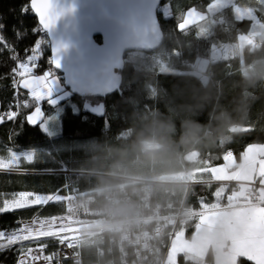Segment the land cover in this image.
Returning <instances> with one entry per match:
<instances>
[{
    "label": "trees",
    "instance_id": "16d2710c",
    "mask_svg": "<svg viewBox=\"0 0 264 264\" xmlns=\"http://www.w3.org/2000/svg\"><path fill=\"white\" fill-rule=\"evenodd\" d=\"M213 1L163 0L161 5L168 4L170 12L164 16L158 11L163 31L158 48L125 53L123 66L117 70V91L100 97L69 91L59 101L62 111L57 136H49L40 123L26 120L36 101L27 90H19V100L25 104H20L15 120L0 123V159L9 160L12 152L20 150H32L34 156L24 165L25 171L0 169V206L9 193L58 196L46 206L0 213V228L15 226L17 220L37 212H63L70 179L78 191L92 192L118 181L111 175L171 179L186 168L198 183L186 192L174 188L176 196L171 198L180 200L185 195L186 202L194 206L213 199L219 184L209 181L208 168L221 163L227 151L239 158L247 145L264 143V36H255L258 46L248 41L242 56L210 61L203 71L206 81L193 71L195 62L210 56L212 44L231 45L239 35L252 36L253 20L236 18L235 5L252 9L264 28V0H233L208 12ZM189 8L207 15L181 26ZM0 37L14 49L0 44V114L16 109L11 69L17 60L11 57L26 58L25 50L30 55L37 41L40 51L33 75L51 70L63 85L61 73L51 67L49 43L29 0H0ZM86 98L101 101L103 111L83 109ZM46 100L47 113L53 105ZM145 142L159 148L149 150ZM191 151L196 152V160L186 159ZM64 168L72 174L66 175ZM165 189L155 187L157 199H167ZM93 246L83 250L84 264L95 259ZM17 249L18 245L0 250V264H14ZM212 257L210 252L203 260L180 254L176 264H212ZM237 264L252 262L241 256Z\"/></svg>",
    "mask_w": 264,
    "mask_h": 264
},
{
    "label": "built area",
    "instance_id": "2783aa9c",
    "mask_svg": "<svg viewBox=\"0 0 264 264\" xmlns=\"http://www.w3.org/2000/svg\"><path fill=\"white\" fill-rule=\"evenodd\" d=\"M43 31V30H42ZM256 46L259 42L255 39ZM25 59V58H24ZM21 59V60H24ZM18 62V61H17ZM17 64V63H16ZM18 79V77H13ZM12 80V81H13ZM15 106L19 110V88L14 85ZM10 111V110H9ZM7 111L2 112L1 114ZM231 151H227L229 153ZM70 176L67 168L62 170ZM77 173V172H76ZM117 182L92 192H80L69 180L70 191L66 195V209L57 214L41 215L38 212L19 219L30 223L35 218H49L53 215L63 217L65 228L62 239L64 246L56 238H41L39 243L47 245L42 255H55L52 264H84L83 250L94 245L95 259L91 264H166L168 250L174 236L184 230L195 227L201 221L202 209L186 202V196H176L174 188H184L185 192L198 183L192 177V171L183 168L177 177L171 179L143 178L127 175H111ZM166 186L167 199H157L155 187ZM239 187L240 182H234ZM255 183H249L245 204L261 202L264 191L256 190ZM56 196H58L57 193ZM133 209L128 214L126 209ZM18 221V220H17ZM6 226L0 230H11L20 227ZM37 247L36 241H25L18 248ZM17 252L14 264H17ZM67 256V259H64ZM36 264H46L41 259Z\"/></svg>",
    "mask_w": 264,
    "mask_h": 264
},
{
    "label": "water",
    "instance_id": "95a60500",
    "mask_svg": "<svg viewBox=\"0 0 264 264\" xmlns=\"http://www.w3.org/2000/svg\"><path fill=\"white\" fill-rule=\"evenodd\" d=\"M162 1L52 0L61 14L51 28L39 22L31 0L29 8L46 34L50 64L53 48L59 46V67H51L61 73L64 87L82 97H100L119 89L117 70L126 52H151L161 44L158 11Z\"/></svg>",
    "mask_w": 264,
    "mask_h": 264
},
{
    "label": "snow or ice",
    "instance_id": "6c2138e0",
    "mask_svg": "<svg viewBox=\"0 0 264 264\" xmlns=\"http://www.w3.org/2000/svg\"><path fill=\"white\" fill-rule=\"evenodd\" d=\"M31 7L35 10L39 17V22L44 28H51L60 12L55 10L52 0H31ZM0 44L6 48L12 49L3 37H0ZM24 60H18L17 56H12L13 60H17L15 67L11 69L14 79V85L19 88L28 90L33 99L37 102L34 111L26 117L30 123H35L41 115L39 101L44 97L49 96L52 91L56 77L53 71H45L43 75H33V69L38 60L40 51V41H37L31 49V54L27 55ZM59 46L53 48L51 64L59 67L60 61L57 55ZM18 115L17 111H7L0 114V123L13 121ZM27 160H31L32 156L28 155ZM19 163V158L13 154L11 159L5 161L0 159V169L11 168ZM220 193L215 194V198L219 200ZM56 201V194L41 195L28 191H21L13 194L11 199H4L0 206V213L15 211L32 206H46L50 202ZM215 215L216 213H211ZM235 221L241 225V232L237 237V245L242 250V259H246L252 264H264V196L261 197V202L246 210L237 213L234 217ZM20 227L11 230H0V250L8 249L16 245H22L25 241H36L37 247H20L17 249L19 255L17 264H36L43 259L46 264H52L54 259H58L55 255H42L47 245L39 243L41 238H56L60 245L64 246L65 241L62 239L64 233L61 229L66 225L63 223V217L53 215L49 218H35L30 223H22L17 221ZM67 259V256H64Z\"/></svg>",
    "mask_w": 264,
    "mask_h": 264
},
{
    "label": "crops",
    "instance_id": "0c3cea01",
    "mask_svg": "<svg viewBox=\"0 0 264 264\" xmlns=\"http://www.w3.org/2000/svg\"><path fill=\"white\" fill-rule=\"evenodd\" d=\"M55 83L57 92H62L63 85L57 78ZM28 94L30 95L29 92ZM40 127L45 130L43 126ZM196 159L197 155L193 160ZM208 172L209 181L219 184L215 194L219 192L220 198L217 200L214 194L212 200L200 206L203 211L201 221L191 232L184 230L179 233L183 238L188 239L187 242H191L195 249L188 251L190 248H186L178 252L176 250L177 258L180 254H184L192 259L203 260L210 252L213 256L212 264H237L238 258L243 253L236 242L241 232V225L234 217L237 213L259 204H245L244 201L248 197L246 189L249 183L254 182L256 190L264 191V143L247 145L241 151L239 158H236L232 152H226L223 161L210 166ZM234 182H240V186L233 187ZM213 212L216 214L212 215Z\"/></svg>",
    "mask_w": 264,
    "mask_h": 264
},
{
    "label": "rangeland",
    "instance_id": "374dc122",
    "mask_svg": "<svg viewBox=\"0 0 264 264\" xmlns=\"http://www.w3.org/2000/svg\"><path fill=\"white\" fill-rule=\"evenodd\" d=\"M232 3H233V0H214L211 4L207 6L208 12L219 10L224 5H228ZM234 10L238 18L250 17L253 20L252 36L239 35L238 41L231 45L230 44H220V45L212 44L210 56L209 57H198L195 62V69L193 70L195 73L201 76L203 81H206L207 79V77L203 74V71L205 70L206 66L208 65L210 61L229 57L231 55H237V54L242 56V48L248 41L254 42L255 36L257 37L264 36V28L261 25V23L258 22L257 18L254 16L252 9L235 5ZM159 12L162 13L164 16L168 15L169 14L168 4L160 5ZM206 15L207 14L204 12H201L194 8H189L187 9V11L185 12L183 16V19L181 21V26L192 24L193 22H196L197 20L199 21L200 19L204 18ZM54 75L59 80L58 76L56 74ZM55 84L56 83L53 84L51 94L43 98V100L47 99L46 101H48L50 105H53L52 109H50L46 113L45 108L43 107L44 101L43 100L39 101L38 103L40 104L39 106L41 108V115L35 122V123H40V125L43 126L47 134L51 137L57 136L60 133L59 115L62 111V105L59 104V101H61L62 99L66 98L69 95V90L65 89L64 86H62V88L64 89L62 92H57V87ZM57 84L59 85V83ZM36 106H37V102L35 106L33 107V109L29 112V114H31L34 111ZM73 107L75 110L77 109L76 105H73ZM83 109H88V110H92L97 113H101L103 111V103L98 100H93L92 98H86L83 103ZM145 147L149 150H155L159 148V146H157L155 143H152V142H145ZM13 154H15L19 158V163L14 165L11 168H5L2 170L25 171L24 165L27 162H30L34 156L32 150L15 151V152H12L11 157ZM28 155L32 156V159L30 161L26 159ZM185 157L187 160H193L196 157V152L191 151L187 153ZM13 194H16V193L6 194L5 199H11ZM41 195H46V194H41ZM179 233H181V231L178 232L171 241L168 254H167V258H166V262H167L166 264L177 263L178 253L176 254V250L178 252L179 250H184L186 248H190L188 251H192L193 249H195V246L192 245L191 242L190 243L187 242L188 239L186 240L185 237L183 238L182 235H180Z\"/></svg>",
    "mask_w": 264,
    "mask_h": 264
},
{
    "label": "clouds",
    "instance_id": "9594fccd",
    "mask_svg": "<svg viewBox=\"0 0 264 264\" xmlns=\"http://www.w3.org/2000/svg\"><path fill=\"white\" fill-rule=\"evenodd\" d=\"M126 211L128 212V214H132V212L134 211L133 209L129 208V209H126Z\"/></svg>",
    "mask_w": 264,
    "mask_h": 264
}]
</instances>
